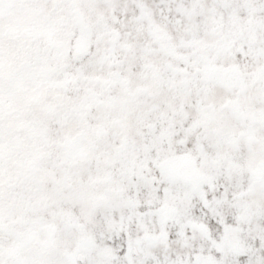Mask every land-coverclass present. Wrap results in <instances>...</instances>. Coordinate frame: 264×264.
Here are the masks:
<instances>
[{"label": "snow or ice", "instance_id": "obj_1", "mask_svg": "<svg viewBox=\"0 0 264 264\" xmlns=\"http://www.w3.org/2000/svg\"><path fill=\"white\" fill-rule=\"evenodd\" d=\"M0 264H264V0H0Z\"/></svg>", "mask_w": 264, "mask_h": 264}]
</instances>
